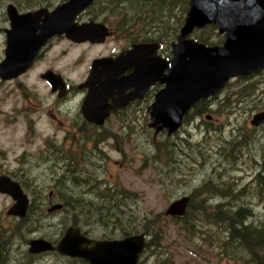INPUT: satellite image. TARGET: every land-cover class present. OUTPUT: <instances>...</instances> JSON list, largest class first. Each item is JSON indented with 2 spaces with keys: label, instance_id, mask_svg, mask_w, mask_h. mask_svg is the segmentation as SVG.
Here are the masks:
<instances>
[{
  "label": "rangeland",
  "instance_id": "1",
  "mask_svg": "<svg viewBox=\"0 0 264 264\" xmlns=\"http://www.w3.org/2000/svg\"><path fill=\"white\" fill-rule=\"evenodd\" d=\"M15 1L31 8L29 3L40 7L65 0ZM119 1L99 0V5L112 9ZM7 3L0 0V63L6 48L3 27ZM174 9L180 12L182 7ZM135 12L126 9L125 17L134 18L137 27L123 32L143 36L144 15L134 16ZM171 24H176V19ZM181 27L163 40L169 50ZM211 31L213 40L223 37L224 42L218 30ZM199 33L197 29L191 37L196 39ZM116 48L114 39L105 45H91L72 43L63 36L44 51L41 62L24 78L26 92L16 82L0 78V174L28 180L29 184L37 182L39 188L31 190L35 201H57L59 190L73 194L74 206L63 213L44 215V210L39 232L59 233L63 229L60 221L67 218L92 238L115 239L125 234V229L137 232L154 222L157 245L145 249L141 264H256L251 263L247 250L225 247L229 241L226 223L217 222L208 213L217 204L225 208L247 206L253 211L249 222L264 220V193L257 185L258 174L264 173V126L251 124L253 116L264 109V69L233 78L221 93L210 98L202 114L196 111L204 105H198L172 135L166 130L156 134L155 128L147 125L146 106L113 117L116 121L124 116L129 122L126 127L107 126L99 131L69 126V120L66 126L60 125L64 114L58 108L76 110L78 95L69 102H58L40 72L56 69L75 85L84 80L85 68L93 57ZM33 93L38 97L30 101ZM15 115L20 120L14 121ZM32 115L35 122L30 120ZM65 164L72 166L63 177L66 171L59 168ZM64 178L65 185H57ZM107 188L110 193H125L127 198L120 197L123 202L116 204L117 214L104 219L102 214L113 207L102 206L108 204L102 196ZM52 190L54 197L50 199ZM191 194L199 209H189L184 216L166 214L173 201ZM11 205V196L0 194V218L7 217ZM18 233V229L12 230L9 238L17 239ZM21 238L24 245L26 236ZM15 241L20 246L19 238ZM50 259L52 264L69 262L53 255Z\"/></svg>",
  "mask_w": 264,
  "mask_h": 264
},
{
  "label": "water",
  "instance_id": "2",
  "mask_svg": "<svg viewBox=\"0 0 264 264\" xmlns=\"http://www.w3.org/2000/svg\"><path fill=\"white\" fill-rule=\"evenodd\" d=\"M95 0H67L54 9L39 8L20 14L9 6L12 20L7 30L5 58L0 63L2 79L15 78L29 69L42 48L50 39L65 34L76 42L90 40L104 42L109 28L98 22L79 23L77 17ZM215 25L224 36L222 44L208 45L191 37L197 29ZM158 43L136 44L133 49L117 57L95 61L90 77L83 86L89 93L82 112L91 121L102 123L110 112L127 101L142 98L156 81L164 84L155 95L149 108L155 133L166 130L169 135L183 125L185 116L203 99L221 93L236 77L249 76L264 69V0H189L184 23L173 43L169 59L158 55ZM134 67L129 77H124L122 64ZM103 65H113L107 70ZM53 91L64 96L67 85L63 76L49 71L43 74ZM126 80V86L121 81ZM135 87L128 96L126 87ZM125 98L124 103L117 99ZM112 99L113 104L109 103ZM255 127L264 126V109L251 119ZM0 191L16 200L11 214H25L27 196L20 183L8 176H0ZM189 197L173 201L167 215L184 216ZM147 235L137 233L122 238L93 240L79 229L69 228L57 246L65 255L81 257L89 264H139L147 246ZM93 243L91 246H89ZM31 251L52 248L50 242L32 241ZM1 254V248H0Z\"/></svg>",
  "mask_w": 264,
  "mask_h": 264
},
{
  "label": "flooded vegetation",
  "instance_id": "3",
  "mask_svg": "<svg viewBox=\"0 0 264 264\" xmlns=\"http://www.w3.org/2000/svg\"><path fill=\"white\" fill-rule=\"evenodd\" d=\"M7 6H6V10H5V26L3 27L4 30V37H5V45L7 46V30L11 29V23L12 20L10 18V14H9V6L11 4H13L17 11L20 14L29 12V11H35L39 8H49L50 10L54 9L57 5L67 1H63L57 5H52V4H46L40 7H35L33 6L35 3H29L28 5H30L31 8L28 7H22L18 4L17 1L15 0H7ZM99 5V0H95L93 2V4L91 6H89L85 11H83L78 17H77V21L79 23H85V22H98V23H103L105 24L110 31V34L106 37V40L104 42H92L90 40L84 41V42H76L73 41L71 39H69L65 34L62 35H57L55 37H53L52 39L49 40V42L42 48L41 52L38 54V56L36 57L35 61L32 63V65L29 67V69L27 71H25L24 73H22L21 75L15 77V78H11V79H1L5 80V81H12V82H16L18 86L22 87V90L24 92H26L25 87H27V85L25 84L24 78L27 77V75L33 71L38 64L41 62L42 56L44 54V51L48 48L51 47V45L54 43V41L60 37H65L66 39H68L70 42L72 43H79V44H83V43H88L91 45H105L106 43H108L111 39H114V41L117 44V48L114 51H111L110 53H106V54H101L98 56L93 57L87 64L86 68H85V75L84 76V80L81 83H75V85H72V81L69 77L63 75L61 72H59L56 69L53 68H48L44 71L40 72V77L49 85L50 87V91L52 92V94L56 95V100H58V102L61 103H66L72 100V98L75 95H78V99H79V105L77 107L76 110L71 111V110H63L61 108H58L59 112L63 113V117L59 120V124L62 126H66L67 125V121L69 120V126H74V127H80V128H91V129H102L103 127H113V126H118V127H126L129 125V122L127 119H125V117L123 116L122 119H118V120H114L113 117L117 116V115H124L123 113H127L129 112L132 108H143L144 106H146V112L145 113V120L146 123L149 127L152 128V123H153V119L151 117V114L149 113V108L152 105V103L154 102L155 99V95L157 94V92L163 88L164 84H162L160 81H156L154 84H152L147 91L145 92L144 96L142 98H136L133 100H129L126 102V104L124 106H120L114 110H112L110 112V114L104 119V121L102 123H97L94 121L89 120L84 113L82 112V105L84 103V100L86 98V96L89 93L90 88L87 86H83L85 84V82H87L88 78L90 77L91 71L94 67V63L96 60L101 59V58H112L113 60H115L117 57L123 55V54H127L128 51H130L131 49H133V47L136 44H152V43H158L159 47H158V55H160L162 58H166L169 59L172 56V49L169 50L168 48H166L164 46L163 40H154L152 38H148V37H136L134 35L130 36V33H125L123 32L124 30L133 27L132 24H128L124 21L123 16L120 13L114 14L112 15V9H106V10H100L98 13H95L98 9L97 6ZM123 11V10H120ZM126 12V9L123 11ZM114 16L115 19H118L116 22H114L112 19ZM134 19V18H131ZM120 23V24H119ZM136 23V22H135ZM132 30V29H131ZM116 31L120 32L121 34L118 35V32L116 33ZM135 34V33H133ZM177 39V38H176ZM175 42V41H174ZM172 42V48H173V43ZM223 43V42H222ZM221 43V44H222ZM166 48V49H165ZM6 50V48H5ZM5 58V55H4ZM122 68H124L122 72V75L124 77H129L135 70L134 67L129 66L127 63H123ZM102 68L107 69V70H111L114 69L113 65H103ZM49 71H53L55 74L59 73L63 76L66 85H67V89L65 92L64 96H60V90L57 91H53V87L50 83V81L43 77V74L49 72ZM127 81L126 80H122L121 81V85L126 86ZM135 87L133 86H129L126 87L124 90V94L125 95H129L130 93L133 92ZM38 97L37 93H33L32 96H29L28 99L30 101H33V99H36ZM211 101L212 99H203L201 101ZM118 102L120 103H124L125 98H121V99H117ZM200 101V102H201ZM110 104H113V100L109 99L108 101ZM35 103V102H34ZM199 105V104H198ZM197 105V106H198ZM195 106L189 113H191L193 110L196 109ZM37 109V108H36ZM189 113L185 116L184 121L186 119V117L189 115ZM74 114V115H73ZM30 116V115H29ZM29 116H26L29 119ZM20 120V118H18L17 115L14 116V121ZM32 122H35V118L34 115H32L31 119ZM72 166L70 164H65V166L60 167V171L63 172L64 170L66 171L65 173H63V177H65L67 174V172H69V167ZM0 176H8L10 177L12 180L17 181L20 183V186L23 190V192L26 194L27 196V209H26V213L25 214H11L9 211L12 209L13 205L16 203V200L13 198V196L9 193H5V192H1L0 194H6L11 196L12 198V205L8 208L7 210V217H2L0 218V248H1V254H0V264H52L51 263V255L53 256H59L62 258H65L66 260H69L68 264H73V263H78V264H89V262L81 257H73L70 255H65L60 253L57 250V246L59 244V242L62 240V238L64 237V235L66 234V232L68 231L69 228H75V229H79L80 232L84 235H86L87 237L93 239V240H97L96 238H92L90 237V234L87 231H84L83 229H81L80 227L77 226V223H70L67 218L62 219L60 222L62 223L63 229L59 232V233H54L52 236L49 232H39L42 229V213L44 212V215L48 213V215H57L60 213H63L64 211H66V208H69L71 206H74L75 201L73 200V194L72 195H68L64 192H62L61 190H59V199L57 201H53V200H46V201H35L34 196L31 192V190H35V188H39L38 183L34 182L33 184H29L28 180L25 179H16L14 176L12 175H8V174H0ZM74 179V178H73ZM66 178L62 179V180H58L57 185H62V187L65 185ZM87 182V181H86ZM54 197V190L50 191L49 193V198H53ZM189 197V202H188V209H187V213L189 211V206H191L192 201L194 200L192 194L188 196ZM40 208V211L38 210ZM39 212V215L36 216V214ZM55 215V216H56ZM54 216V217H55ZM50 218V216L48 217ZM18 224V226L14 227V225ZM14 229H18L19 233L17 236V239L15 238H9V233L14 230ZM38 231V232H37ZM22 236H26L25 239V244H23V238H21ZM125 236H120L119 238H122ZM18 238L20 240V246H17V244H19L18 242H16L15 240L18 241ZM39 239H44L48 242H50L51 246H53L52 248H48L45 250H41L38 252H33L31 251V247H32V241L33 240H39ZM93 243H91L89 246H91ZM23 251V252H22Z\"/></svg>",
  "mask_w": 264,
  "mask_h": 264
},
{
  "label": "trees",
  "instance_id": "4",
  "mask_svg": "<svg viewBox=\"0 0 264 264\" xmlns=\"http://www.w3.org/2000/svg\"><path fill=\"white\" fill-rule=\"evenodd\" d=\"M175 7L180 9L182 7V9L180 12H176L174 9ZM188 7L189 0H122L115 5H111V8L115 11L113 12L114 14L120 13L126 23L132 24V26L135 27H137L135 25V20L126 18V12L120 10L133 9L134 11H136L134 16L143 14L144 19H142V23H144L146 30L145 34L142 37H148L154 40L166 39L169 32L171 35L172 33L176 34L179 27H181L184 23ZM106 8L107 7L105 6L98 5V10L95 13H98L103 9L106 10ZM169 17H171L170 20ZM174 19H176V24H171L172 20ZM155 23L157 24L155 26V29H153V24ZM149 26L152 28H148ZM208 30H217V27L215 25H209L203 29H199L200 33L197 35L196 39L208 45L221 44L223 41V37L222 40L220 39L221 41H215L212 38L213 32L211 31L207 33ZM164 31H168V33H166V35H163L162 33ZM127 33L129 34V31ZM132 35L136 36L137 38L141 37V35L137 32L135 34H130V36ZM207 103V100L201 101L199 105L200 107L204 105V108L202 110L197 106L198 110L196 112L198 114H202L207 109V106H205V104ZM257 179L258 188L260 189L261 193H264V173L262 172L258 174ZM123 194L125 193H110V189L108 188L103 192L102 196L105 198L108 204L107 206H105L106 204H103L102 206L106 208H108L109 206H113L111 209H114L105 211V214H102L104 216V219L110 218V214L114 212V215L117 214L116 204L120 205L121 202H123L120 201V197L122 198ZM126 198L127 197L124 196L123 200H125ZM193 201L191 203V206H189L190 211L199 209L195 206L196 203ZM208 214L217 222L226 223V227L228 228L229 233V241L225 243V247L245 249V251L247 250V252H249L251 263L254 262L256 264H264V220L260 221L259 223L249 222L248 218L253 215L252 209L247 206H241L238 208H225L224 206H222V204H217L215 205V210H212V212ZM175 219H178V217H176ZM154 224V222L148 223L142 227V230H137V232L131 231L132 229H125L127 231L124 230L125 234L121 236H127L136 233H145L149 238L151 235V238H148L146 248L150 245L156 246L157 241H155V238L157 237L158 230L154 229ZM139 264H141V260Z\"/></svg>",
  "mask_w": 264,
  "mask_h": 264
},
{
  "label": "bare ground",
  "instance_id": "5",
  "mask_svg": "<svg viewBox=\"0 0 264 264\" xmlns=\"http://www.w3.org/2000/svg\"><path fill=\"white\" fill-rule=\"evenodd\" d=\"M195 31H196V30H195ZM209 99H210V98H209ZM199 103H200V102H199ZM199 103H198V104H199ZM198 104H197V105H198ZM197 105H196V106H197Z\"/></svg>",
  "mask_w": 264,
  "mask_h": 264
}]
</instances>
